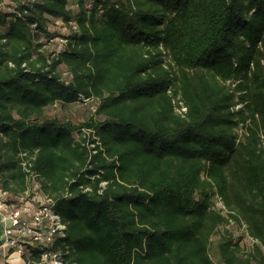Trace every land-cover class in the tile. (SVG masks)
Returning a JSON list of instances; mask_svg holds the SVG:
<instances>
[{
	"label": "trees",
	"instance_id": "1",
	"mask_svg": "<svg viewBox=\"0 0 264 264\" xmlns=\"http://www.w3.org/2000/svg\"><path fill=\"white\" fill-rule=\"evenodd\" d=\"M9 2L0 189L24 192L25 159L67 264H264V0ZM80 97L84 122L47 116Z\"/></svg>",
	"mask_w": 264,
	"mask_h": 264
},
{
	"label": "built area",
	"instance_id": "2",
	"mask_svg": "<svg viewBox=\"0 0 264 264\" xmlns=\"http://www.w3.org/2000/svg\"><path fill=\"white\" fill-rule=\"evenodd\" d=\"M72 30L76 27L71 24ZM54 38L53 40H55ZM63 44L65 39L59 38ZM52 42V40L50 41ZM88 99L80 97V102ZM177 105V103H176ZM176 111L184 112L179 102ZM20 157L24 158L25 153ZM21 165L28 173V185L23 193L11 195L0 189V257L9 264H67L68 248L64 245L66 224L55 208V201L41 190L38 174L29 171L27 161ZM13 255V256H12Z\"/></svg>",
	"mask_w": 264,
	"mask_h": 264
},
{
	"label": "rangeland",
	"instance_id": "3",
	"mask_svg": "<svg viewBox=\"0 0 264 264\" xmlns=\"http://www.w3.org/2000/svg\"><path fill=\"white\" fill-rule=\"evenodd\" d=\"M1 7L3 11H6L8 13L13 10V5L12 3L9 2V0H4V3L2 4ZM48 29H49V32L54 35V38H56L55 40H52V42L49 43L51 46V49L57 48L56 43H59V40H58L59 38L63 36H67L72 32L68 26L64 25L58 19H50ZM62 77L63 79H68L67 73L64 72ZM94 104L95 103L93 102L89 103V101L87 102L81 101V103L72 104L67 107L55 105L47 109V116L56 117L61 120H70L74 123H82L87 118H89L90 115L92 114ZM240 133H241V130L239 131V134ZM215 207L217 209L222 208L219 200L215 202ZM229 229L233 230L235 239H238L241 245H243L244 247H249L251 245L250 240L246 239L243 236V229H244L243 227H237L236 225H231ZM212 252H214L213 249H212ZM213 259L215 260L214 257ZM8 260H9V264L20 263V260L14 261L11 257H8ZM2 262H3V259L0 257V264H2Z\"/></svg>",
	"mask_w": 264,
	"mask_h": 264
}]
</instances>
